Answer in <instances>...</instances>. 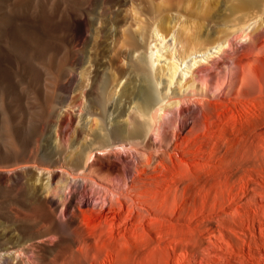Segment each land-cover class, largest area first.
Wrapping results in <instances>:
<instances>
[{
	"label": "rangeland",
	"instance_id": "obj_1",
	"mask_svg": "<svg viewBox=\"0 0 264 264\" xmlns=\"http://www.w3.org/2000/svg\"><path fill=\"white\" fill-rule=\"evenodd\" d=\"M134 1L142 16L181 33L182 50L226 38L231 46L217 57L219 66L205 63L197 80L187 75L195 87L186 96L188 110L171 109L157 133L87 148L76 128H98L100 119L71 109L72 90L90 88L94 66L75 69L69 59L59 76V0H0V264H264V24L242 41L239 27L260 16L232 14L227 0ZM63 6L70 9V1ZM122 8L119 16H135L130 1ZM114 13L118 7L106 16ZM129 21L114 25L105 44L111 54L127 50L124 35L133 25L121 26ZM67 31L74 51L85 23ZM25 32L46 42L36 72L22 53ZM197 36L210 40L192 42ZM126 66L116 57L105 73ZM130 91L115 101L114 116L130 94L138 96V89ZM64 94L61 110L72 114L63 130L50 109ZM83 137L94 141L92 130Z\"/></svg>",
	"mask_w": 264,
	"mask_h": 264
},
{
	"label": "bare ground",
	"instance_id": "obj_2",
	"mask_svg": "<svg viewBox=\"0 0 264 264\" xmlns=\"http://www.w3.org/2000/svg\"><path fill=\"white\" fill-rule=\"evenodd\" d=\"M68 1H70V9H66L64 6L62 7V5ZM128 1L131 2L132 10L134 11L133 15L135 16H130V18H128V16H119L120 12L123 11V5ZM209 1L207 0V3ZM215 1L219 3V0ZM227 1L229 2L227 8L232 14L244 12L247 13L245 16H260V22H257V20V24L255 19H252V21L246 22L245 25L239 27L240 30L242 28L245 30L243 29L244 32L241 30L242 34H239L238 39H242V41L248 37V39H252L254 32L264 24V0ZM86 2L89 4L91 3L89 8H84L82 6V0H59L60 16H57V22L60 47L56 66L59 76H63L66 72L69 59L72 61V66L75 69L80 66H85L86 63H90L94 66L92 77H89V79H91V82H89L91 83L90 88L85 91L82 89V86H75L72 90L76 95L71 109H77L79 115L84 111L90 115L96 114L100 119L99 121L101 124H96L98 128H94L95 126L93 128L86 127L85 124L81 125L82 123L78 122L81 126L76 128V132L78 133L77 139L87 148L92 147L93 144L96 143L99 144L98 147L108 146L113 141L121 142L120 144L140 142L144 140L150 132L155 131L157 133L161 129L163 120L167 117L171 109L175 108L181 113L188 110L185 106V103L187 102L185 101L187 98L186 96L188 93L192 91L194 92V89L192 88L195 87L189 80H186L187 75L189 76V74H191V77L193 76V78L197 80V78H200L201 72L205 71V63L219 66L221 62L218 61L217 57H219V54L224 51V48H227L225 45L231 46V41L226 38L220 41H217L216 39L214 41L211 40V44L213 43L211 48L209 47L210 44H207L209 46L202 47L199 45V48L196 49L192 48L190 50V48H187L182 50V47L185 48V43L183 45L181 33L179 34L176 30L171 31L169 30V27L167 30L163 21H156L153 16H142L138 2H135L134 0H88ZM211 3L212 2L207 5H211L212 7L214 2ZM114 7L119 8V13H114L112 14L113 16H106L112 12ZM204 11L205 16L210 15L207 9ZM73 13H75V16ZM178 17L180 16H177V18ZM125 19H130V21L121 26V31L126 25H133L129 32L124 35L126 37V44L124 47H126L127 50L123 49L117 54H111L110 50H108L109 48H106L105 44L112 37L111 34L113 33L114 35V32H116L113 29L114 25H117L118 29L119 22ZM99 20L101 21V25L99 24L100 27L97 26ZM185 21L184 24L186 23ZM72 23L79 30L82 23H85L86 26L84 40L82 43H79V47L74 51L69 50L65 41L66 31ZM234 29H232L231 32L234 31ZM240 30L239 33H241ZM94 33H104L105 35H103L104 37H100V39L98 38V40H93L92 36ZM232 33L235 34V32ZM170 35L173 41L169 44L168 39L170 41ZM200 36H197V39L193 38L192 42H195L193 40H196V43H203V41L210 40L208 37H205L202 40L200 39ZM23 41L22 43H24L26 50H23L22 53L27 58L25 60H27L30 69L36 72L40 63L45 62L46 42L41 35L29 32H25V40ZM186 42L188 41L186 40ZM18 52H21V50H18ZM19 54L20 53H18V55ZM116 57H124L127 66L122 69H116L115 71L112 70L106 74L105 71L107 72V69L114 64ZM49 61L53 64V57L50 58ZM160 63L163 64L160 65ZM42 67L45 71L48 70L44 65ZM89 79H87V81H89ZM174 84L179 85V88H172ZM131 89H138V96L135 94L137 96L136 98H130V94L128 98L129 100L126 99L127 107L124 108L125 110L122 108L120 110L121 112L119 111L117 116H114V113L117 110L116 108L118 107L117 102L115 101L123 100L124 96L131 92ZM65 97V94L63 97L60 96L57 100L58 107L50 109V119L55 118V122L61 129H63L68 123L70 119L69 117L72 114L71 111H66L67 109H65L66 112H62V110H64V107L62 106L66 103ZM83 98L89 102V104L87 103V106L83 104ZM61 107L63 108L62 110ZM86 113H84V115H86ZM122 113L123 116H126L124 123L119 120ZM76 115L79 117L78 114ZM82 119L80 118L78 121ZM88 121L90 120L88 119ZM86 129L93 131L94 141L91 143L85 140L86 137H83V132ZM63 130H59V134H65V131ZM82 161L83 160H81V163Z\"/></svg>",
	"mask_w": 264,
	"mask_h": 264
}]
</instances>
